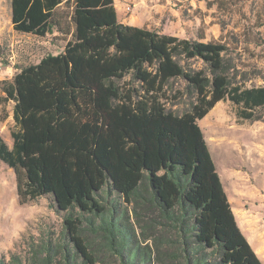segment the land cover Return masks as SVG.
Segmentation results:
<instances>
[{"label": "trees", "instance_id": "16d2710c", "mask_svg": "<svg viewBox=\"0 0 264 264\" xmlns=\"http://www.w3.org/2000/svg\"><path fill=\"white\" fill-rule=\"evenodd\" d=\"M10 21L20 34L70 36L61 53L3 83L0 100L14 103L12 148L0 138V162L14 173L19 204L48 196L67 215L58 237L30 236L21 254L0 264H110L102 252L118 264H149L127 213L96 198L106 186L132 206L157 260L262 264L236 224L197 123L218 102L232 103L244 121L259 120L264 108V87L229 78L227 44L123 25L113 0H10ZM193 61L205 70L192 69ZM178 80L197 103L182 115L166 108L178 99L171 94ZM171 230L178 246L162 251Z\"/></svg>", "mask_w": 264, "mask_h": 264}, {"label": "rangeland", "instance_id": "374dc122", "mask_svg": "<svg viewBox=\"0 0 264 264\" xmlns=\"http://www.w3.org/2000/svg\"><path fill=\"white\" fill-rule=\"evenodd\" d=\"M152 1L162 6L158 19L155 18L157 28L181 40H196L197 34H202L206 43L227 44L229 51L225 55V62L231 81L246 88L264 87V0H206L216 3L210 10L206 9L205 2ZM69 40L70 36L56 32L45 37L15 32L10 21V0H0V100L5 97L3 83L11 82L21 68L35 65L47 55L61 53ZM189 64L194 70H205L201 61ZM171 94L178 96V99H171L166 103V108L176 115H182L197 104L195 99L185 94L182 81L174 82ZM202 95L210 97L208 90ZM237 114L238 108L229 101L218 102L197 123L205 142L214 140L208 150L221 177L224 173L230 187H233L231 183L236 179L234 171L241 175L238 180L239 192L232 188L234 199L239 201L241 198L246 214L256 216L264 224V108L257 110V121L238 119ZM14 127L13 102L0 101V136L8 145L12 144L10 134ZM221 142L227 144L229 153L224 143L220 146ZM96 198L108 211H115L117 215L127 213L141 242L139 246L145 248L150 256L149 264L170 262L169 258L163 261L156 259L152 240L142 243V229L135 220L132 206L126 204L111 187H104ZM66 215L67 212L56 209L48 196L20 205L14 173L0 162V258L8 260L10 254H21L25 248L24 240L30 236L35 239L47 238L53 233V237H58ZM148 217L144 215L143 220L147 221ZM160 230L161 226H158L156 234ZM164 238L162 251H170L178 246L171 242L178 240L175 230H171ZM146 244L149 248H146ZM127 247L137 248L131 245ZM102 253L106 254L103 256L108 263L118 264L115 258L106 252ZM203 253L208 258H216L215 252L206 250ZM98 255L101 253L97 252ZM175 263L182 264V259L179 258Z\"/></svg>", "mask_w": 264, "mask_h": 264}, {"label": "crops", "instance_id": "0c3cea01", "mask_svg": "<svg viewBox=\"0 0 264 264\" xmlns=\"http://www.w3.org/2000/svg\"><path fill=\"white\" fill-rule=\"evenodd\" d=\"M184 2H195V3H206V9L210 10L212 7H207V1L206 0H183ZM114 2V8L116 10V15L118 22L131 27H136L140 29H145L149 31H155L161 35H167L169 36L164 30L157 28L156 19H158V13L162 11V6L158 2H153L152 0H136V5L133 9V12L130 15H127L124 11V5L122 0H113ZM216 4V3H215ZM156 18V19H155ZM174 37V36H172ZM204 36L202 34H197L196 41L206 43L204 40ZM191 40H195L194 38H191ZM14 106V103H13ZM200 127V126H199ZM13 131V130H12ZM11 131V132H12ZM11 135V134H10ZM0 138L5 142L6 140L3 139V137L0 136ZM222 143L225 144L226 151L229 153V148L227 147V144L225 142H221L220 146H222ZM5 144L12 148V144L9 145L5 142ZM207 147L209 144L206 142ZM210 147V146H209ZM212 158V157H211ZM215 165V164H214ZM216 167V165H215ZM216 171L218 173V169L216 167ZM222 187L224 189V192L227 196L228 202L230 203L231 210L234 214L236 224L241 231L242 235L250 245L251 249L257 256V258L260 260L262 264H264V224L261 223V221L256 216H248L245 212V207L242 205V199L240 198L239 201L234 199V193L232 188H236V190L239 192V182L238 180L241 178V175L238 173V171H234L235 180L231 184H233V187L229 185L227 178L224 176L221 177V175L218 173ZM223 178V179H222ZM237 184H236V182ZM242 193V192H241ZM240 221V222H239ZM248 229V230H247Z\"/></svg>", "mask_w": 264, "mask_h": 264}, {"label": "built area", "instance_id": "2783aa9c", "mask_svg": "<svg viewBox=\"0 0 264 264\" xmlns=\"http://www.w3.org/2000/svg\"><path fill=\"white\" fill-rule=\"evenodd\" d=\"M124 5V11L127 15H130L133 12V9L136 5V0H122Z\"/></svg>", "mask_w": 264, "mask_h": 264}, {"label": "bare ground", "instance_id": "6f19581e", "mask_svg": "<svg viewBox=\"0 0 264 264\" xmlns=\"http://www.w3.org/2000/svg\"><path fill=\"white\" fill-rule=\"evenodd\" d=\"M209 127V126H208ZM207 126H206V128H208ZM208 144H214V140L213 139H210V140H208ZM229 180V179H228ZM240 222V221H239ZM248 230V229H247Z\"/></svg>", "mask_w": 264, "mask_h": 264}]
</instances>
